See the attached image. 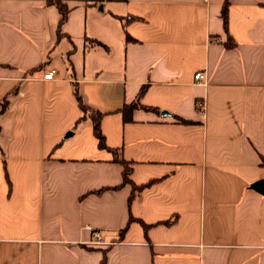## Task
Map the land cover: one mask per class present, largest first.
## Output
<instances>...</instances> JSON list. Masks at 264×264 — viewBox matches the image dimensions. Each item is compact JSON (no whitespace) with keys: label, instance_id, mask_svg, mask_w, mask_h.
I'll use <instances>...</instances> for the list:
<instances>
[{"label":"crops","instance_id":"1","mask_svg":"<svg viewBox=\"0 0 264 264\" xmlns=\"http://www.w3.org/2000/svg\"><path fill=\"white\" fill-rule=\"evenodd\" d=\"M61 1L0 0V264H264V0Z\"/></svg>","mask_w":264,"mask_h":264},{"label":"trees","instance_id":"2","mask_svg":"<svg viewBox=\"0 0 264 264\" xmlns=\"http://www.w3.org/2000/svg\"><path fill=\"white\" fill-rule=\"evenodd\" d=\"M47 3H50V4H55L59 7V10L61 12V21L65 19V16H66V7L62 4V1L61 0H46ZM226 2L227 0H225V4H224V7L222 9V18H223V23H224V29L225 31L227 30V27H226ZM75 98L77 100V103L80 107V109L82 110L83 113H86L87 111L90 112V116L92 117V121H93V131H94V134L95 136L97 137L98 139V146L101 147V148H104L106 147L105 145V142H104V137L103 135L101 134V131H100V128H99V123H98V118H99V113L97 111H92V110H89L87 107L84 106V104L82 103V99L81 97L79 96V94L77 92H75ZM132 106V105H131ZM134 106V104H133ZM264 162V160H262ZM122 165H123V171H122V175H123V183H131V181L129 180L128 178V174H129V171H130V168L128 167V164L126 161L122 160L121 161ZM133 189H135V187L133 186V184L131 183Z\"/></svg>","mask_w":264,"mask_h":264},{"label":"built area","instance_id":"3","mask_svg":"<svg viewBox=\"0 0 264 264\" xmlns=\"http://www.w3.org/2000/svg\"><path fill=\"white\" fill-rule=\"evenodd\" d=\"M55 73V69H50L48 71H46L44 74H43V78L44 79H51L53 78V74ZM205 76H204V73L202 71H197L195 74H194V78L195 80H201L203 79ZM200 107L202 106L201 103H199ZM87 228H90L89 225L86 226ZM93 237H94V240L95 241H98L100 240V234L98 231H93Z\"/></svg>","mask_w":264,"mask_h":264},{"label":"water","instance_id":"4","mask_svg":"<svg viewBox=\"0 0 264 264\" xmlns=\"http://www.w3.org/2000/svg\"><path fill=\"white\" fill-rule=\"evenodd\" d=\"M251 188L260 193H264V179H259L251 184Z\"/></svg>","mask_w":264,"mask_h":264}]
</instances>
